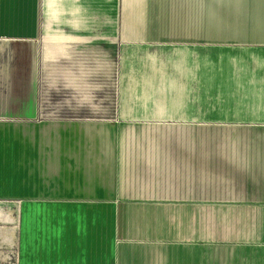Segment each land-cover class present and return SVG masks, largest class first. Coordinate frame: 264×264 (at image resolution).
Masks as SVG:
<instances>
[{
  "label": "crops",
  "instance_id": "obj_1",
  "mask_svg": "<svg viewBox=\"0 0 264 264\" xmlns=\"http://www.w3.org/2000/svg\"><path fill=\"white\" fill-rule=\"evenodd\" d=\"M0 264H264V0H0Z\"/></svg>",
  "mask_w": 264,
  "mask_h": 264
}]
</instances>
